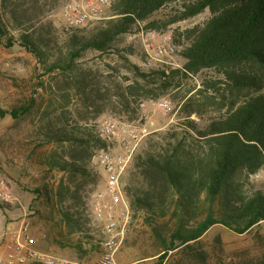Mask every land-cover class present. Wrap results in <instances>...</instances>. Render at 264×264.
I'll return each instance as SVG.
<instances>
[{
    "label": "trees",
    "instance_id": "trees-1",
    "mask_svg": "<svg viewBox=\"0 0 264 264\" xmlns=\"http://www.w3.org/2000/svg\"><path fill=\"white\" fill-rule=\"evenodd\" d=\"M168 7H174L170 14L157 16ZM205 12L203 22L170 40L181 66L147 72L129 57L136 48L123 40L134 30L162 33ZM0 43L24 46L44 78L33 95L9 110L0 108V115L29 116L36 123L35 146H48L38 165L60 176L55 186L37 189L56 207L49 227L59 235L54 241L60 249L98 255L105 237L90 206L102 182L93 155L105 146L92 119L109 111L134 122L146 100L166 98L203 71L212 72L196 90L203 100L197 102L195 93L184 97L182 118L145 135L135 152L125 175L132 220L123 244L138 243L139 219L155 243L140 258L161 259L193 248L214 224L245 233L264 220V178L254 177L264 170V0H112L104 18L60 29L46 20L37 0H0ZM90 51L115 53L134 77L115 65H108L105 76L86 68L82 59ZM75 97L91 110L76 112ZM208 104L224 112L203 119L201 107ZM129 233L138 234L134 243Z\"/></svg>",
    "mask_w": 264,
    "mask_h": 264
},
{
    "label": "rangeland",
    "instance_id": "rangeland-1",
    "mask_svg": "<svg viewBox=\"0 0 264 264\" xmlns=\"http://www.w3.org/2000/svg\"><path fill=\"white\" fill-rule=\"evenodd\" d=\"M37 1L38 5L46 8V20L52 21L56 28L60 29L68 25L59 18V11L68 0ZM173 8L168 7L157 16L164 17L170 14ZM208 15L209 13L205 12L196 17L173 23L162 33L159 32L161 34L159 36H152L150 31L134 30L123 40L124 43L133 44L136 48V55L129 57L143 71L147 72L166 65L181 66L183 59L176 51L168 49V42L175 36L178 38L185 27L203 22ZM163 38L167 41L164 46L168 50L157 54L155 50L163 43ZM149 42L155 46V49L148 47ZM144 50L147 51L148 56ZM142 54H145L146 58L143 59ZM82 62L86 68H91L103 76L110 72L108 65H115L122 70V74L134 77L133 72L129 71L122 58L112 52L100 54L90 51L83 57ZM39 71L40 67L36 58L24 46L14 43L13 46L6 47L0 43V108L9 110L33 95L35 84L40 79H44L39 77ZM211 74L210 71H203L199 75L187 79L180 88L170 90L164 96L170 102L167 108L157 106L156 102L159 99L146 100L134 117L147 114L151 120L155 121L157 130H166L172 123L182 118L180 105L184 97L195 93L197 102L203 100L202 95L196 93V90L200 87L202 79L210 77ZM49 96V93H46V97ZM78 101L75 97L73 106L76 112L80 111L82 114H86L91 110L90 108L86 109ZM201 109V118L203 119L219 116L224 112L216 105L209 104L202 106ZM193 116L196 117V114ZM102 117L119 120L109 111H104L92 121H97ZM35 124L29 116L14 119L8 113L4 116L0 115V177L6 180L9 191L14 197L13 202L7 204L0 199V234L6 235V237L18 234L23 223L29 222V232L37 236L39 247L42 250L69 257L80 264H92L97 254L81 255L75 249L65 251L60 249L54 241L59 235L49 227V225L52 227L54 225L53 220L49 218L56 214V207L47 201L44 195L39 194L38 189L42 188L44 184L55 186L60 174L45 170L38 165L37 158L47 150L48 146L41 148L35 146L33 138ZM96 169L100 171L97 166ZM263 178L264 170L259 177H255L257 180ZM134 224L135 227L142 230L139 241L135 247L127 244L121 246L116 253L118 264H264V220L245 233H237L224 225L214 224L193 248L175 249L162 259L159 258L160 254L140 258L144 251H154L155 243L148 228L143 225L140 219ZM130 228L129 225L127 233ZM137 235L129 233V241L134 243L138 239Z\"/></svg>",
    "mask_w": 264,
    "mask_h": 264
},
{
    "label": "built area",
    "instance_id": "built-area-1",
    "mask_svg": "<svg viewBox=\"0 0 264 264\" xmlns=\"http://www.w3.org/2000/svg\"><path fill=\"white\" fill-rule=\"evenodd\" d=\"M112 0H68L60 11L59 18L67 24L84 26L91 21L104 18ZM152 36L159 32L150 31ZM161 35V34H160ZM163 43L156 48L157 54L168 49L174 50L170 42L168 49ZM149 48L155 46L149 42ZM148 49V48H147ZM159 108H167V98L156 102ZM98 135L105 141L104 147L95 150L93 161L100 168L102 182L93 193L90 206L95 221L101 227L105 237L100 241V252L92 264H118L116 253L124 243L128 227L132 220V210L125 193V175L133 162L135 152L145 135L157 128L155 121L147 114L138 120L128 122L112 117H102L93 123ZM256 172L254 177H259ZM0 199L6 204L13 202L6 180L0 177ZM29 222L23 223L18 234L8 239L0 235V264H26L34 261L40 264H80L75 260L42 250L38 238L29 232Z\"/></svg>",
    "mask_w": 264,
    "mask_h": 264
},
{
    "label": "crops",
    "instance_id": "crops-1",
    "mask_svg": "<svg viewBox=\"0 0 264 264\" xmlns=\"http://www.w3.org/2000/svg\"><path fill=\"white\" fill-rule=\"evenodd\" d=\"M1 209V208H0ZM0 213H1V210H0ZM5 216V214H3ZM22 228V227H21ZM2 236V234H0ZM11 236V235H10ZM10 236H7L5 235V237L8 239ZM38 246H39V241H38Z\"/></svg>",
    "mask_w": 264,
    "mask_h": 264
}]
</instances>
